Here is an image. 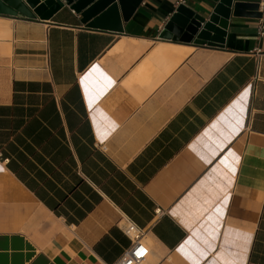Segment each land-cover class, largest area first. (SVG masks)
Instances as JSON below:
<instances>
[{
	"label": "crops",
	"instance_id": "obj_1",
	"mask_svg": "<svg viewBox=\"0 0 264 264\" xmlns=\"http://www.w3.org/2000/svg\"><path fill=\"white\" fill-rule=\"evenodd\" d=\"M176 3L121 30L0 12V264L113 262L127 217L147 264H264V28L230 9L221 45L160 36Z\"/></svg>",
	"mask_w": 264,
	"mask_h": 264
},
{
	"label": "water",
	"instance_id": "obj_2",
	"mask_svg": "<svg viewBox=\"0 0 264 264\" xmlns=\"http://www.w3.org/2000/svg\"><path fill=\"white\" fill-rule=\"evenodd\" d=\"M214 4L206 15L195 12L182 2L176 3L169 18L159 32L160 36L221 45L224 24L228 14L259 16L257 1L213 0ZM131 3V7L126 4ZM139 0H42L31 7L23 0H0V12L15 14L17 11L27 16L50 17L62 5L68 4L80 13L81 21L90 26L104 27L111 25L121 30V18L126 19Z\"/></svg>",
	"mask_w": 264,
	"mask_h": 264
},
{
	"label": "built area",
	"instance_id": "obj_3",
	"mask_svg": "<svg viewBox=\"0 0 264 264\" xmlns=\"http://www.w3.org/2000/svg\"><path fill=\"white\" fill-rule=\"evenodd\" d=\"M183 2L184 0H176ZM257 9L260 11L258 19V32L261 33L264 28V0H258ZM159 207L155 208V212H159ZM122 230L130 237L131 244L124 250L121 256L109 263L105 264H147V255L149 253V247L145 241L142 233V229L136 225V223L130 218H126L122 225ZM83 264V263H79Z\"/></svg>",
	"mask_w": 264,
	"mask_h": 264
}]
</instances>
